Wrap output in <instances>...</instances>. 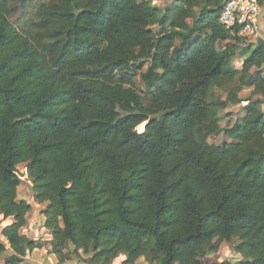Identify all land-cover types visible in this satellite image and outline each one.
<instances>
[{
    "label": "trees",
    "instance_id": "trees-1",
    "mask_svg": "<svg viewBox=\"0 0 264 264\" xmlns=\"http://www.w3.org/2000/svg\"><path fill=\"white\" fill-rule=\"evenodd\" d=\"M225 1L48 0L15 27L0 0L3 264L40 248L20 234V165L58 264H204L223 242L264 264V41L219 24ZM221 131L232 142L209 144Z\"/></svg>",
    "mask_w": 264,
    "mask_h": 264
},
{
    "label": "rangeland",
    "instance_id": "rangeland-1",
    "mask_svg": "<svg viewBox=\"0 0 264 264\" xmlns=\"http://www.w3.org/2000/svg\"><path fill=\"white\" fill-rule=\"evenodd\" d=\"M48 0H14V3L17 7V10H15L13 17L10 18V22L14 24L15 27H20L24 24L25 21L31 19L35 16L37 6L40 5V3H45ZM155 1V0H150ZM173 2V0H157L154 4L158 7L164 9L168 5H170ZM264 8L262 9V11ZM155 31L156 28H155ZM227 43H233L232 41H228ZM226 43H223L219 45L220 47H223ZM241 46H244L243 44H240ZM233 65L235 68L240 69L242 62L241 59L238 58L233 61ZM145 69H143L144 71ZM255 74V71L252 70L249 77H253ZM264 76V68L263 73ZM135 86L138 90V92L144 97V91L145 87L141 84L138 75L135 76ZM215 94L222 95V97L225 96L224 90H215ZM242 98H246L250 96V90H245L242 93H240ZM146 102V100H145ZM244 105H235L229 107L226 111L220 112L221 122L220 127L221 129H225L228 125L235 122L239 116L242 115V106ZM264 108V105H262ZM138 131L142 130L139 127L137 128ZM232 142L231 139L224 136V134L219 132L216 136L210 137L208 139L209 144H213L216 146H221L224 143ZM17 173L20 178L21 184L18 187L17 194H18V200L24 201L31 206V211L29 212L27 216V223L26 226L21 230L20 234L21 237L26 238L28 240L34 241L37 245L40 246L39 249L34 250L30 254L27 255V257L23 260L22 264H58L57 258L54 257L51 253V247L48 245V242L50 240V234L48 231L45 230L43 226V214L40 213V211H44L46 209L47 204H34L33 202V190L31 188V184L28 181L27 175H26V169L24 165H20L17 168ZM7 223L6 221L0 220L1 227L4 226V224ZM8 247V245H7ZM125 255L119 254L118 258L114 261V264H119L121 261L124 260ZM5 256L1 257L0 264L4 263ZM89 256L85 255L84 253L79 252L78 254L71 255V259L69 262H65L62 264H89L88 262ZM241 258L239 256H236L233 252V245L231 243L223 242L220 245L219 250L213 254L209 255L205 258L204 264H218L220 262H223L225 260L231 261L233 264H236L238 260ZM137 264H149L145 258H140L137 261Z\"/></svg>",
    "mask_w": 264,
    "mask_h": 264
},
{
    "label": "built area",
    "instance_id": "built-area-1",
    "mask_svg": "<svg viewBox=\"0 0 264 264\" xmlns=\"http://www.w3.org/2000/svg\"><path fill=\"white\" fill-rule=\"evenodd\" d=\"M262 9L258 0H226L219 12L218 22L235 37L264 41Z\"/></svg>",
    "mask_w": 264,
    "mask_h": 264
},
{
    "label": "crops",
    "instance_id": "crops-1",
    "mask_svg": "<svg viewBox=\"0 0 264 264\" xmlns=\"http://www.w3.org/2000/svg\"><path fill=\"white\" fill-rule=\"evenodd\" d=\"M120 264V263H119Z\"/></svg>",
    "mask_w": 264,
    "mask_h": 264
}]
</instances>
